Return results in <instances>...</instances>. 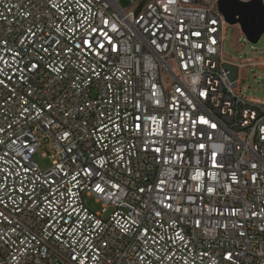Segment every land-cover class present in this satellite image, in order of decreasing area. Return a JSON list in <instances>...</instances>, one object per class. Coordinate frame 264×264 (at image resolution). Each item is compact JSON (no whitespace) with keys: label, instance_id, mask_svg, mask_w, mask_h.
I'll return each instance as SVG.
<instances>
[{"label":"built area","instance_id":"2783aa9c","mask_svg":"<svg viewBox=\"0 0 264 264\" xmlns=\"http://www.w3.org/2000/svg\"><path fill=\"white\" fill-rule=\"evenodd\" d=\"M216 1L0 0V264H264V102Z\"/></svg>","mask_w":264,"mask_h":264},{"label":"rangeland","instance_id":"374dc122","mask_svg":"<svg viewBox=\"0 0 264 264\" xmlns=\"http://www.w3.org/2000/svg\"><path fill=\"white\" fill-rule=\"evenodd\" d=\"M144 0H132L133 8L141 4ZM201 4H208V0H196ZM223 52L228 61V66L231 71L236 69L237 80L239 87L245 97L249 100L264 102V64H256V66H248L236 68L233 64L235 61L242 62H260L264 61V34L256 44L248 43L242 36L239 26H227L225 30V41ZM49 150L38 148L33 159L41 170H47L51 166ZM46 153V155H44ZM87 205L96 210L97 206L93 199L86 200Z\"/></svg>","mask_w":264,"mask_h":264},{"label":"water","instance_id":"95a60500","mask_svg":"<svg viewBox=\"0 0 264 264\" xmlns=\"http://www.w3.org/2000/svg\"><path fill=\"white\" fill-rule=\"evenodd\" d=\"M127 8L131 0H118ZM217 11L228 26H239L248 43L256 44L264 34V0H217Z\"/></svg>","mask_w":264,"mask_h":264},{"label":"snow or ice","instance_id":"6c2138e0","mask_svg":"<svg viewBox=\"0 0 264 264\" xmlns=\"http://www.w3.org/2000/svg\"><path fill=\"white\" fill-rule=\"evenodd\" d=\"M196 35H199V33H196ZM100 47L103 48L104 45H103V44H100ZM201 122H202V123H205V124L208 123V121H207V120H204L203 118H201ZM211 126H212L213 128L216 127L215 124H213V125H211ZM203 147H204V145H201V148H203Z\"/></svg>","mask_w":264,"mask_h":264},{"label":"crops","instance_id":"0c3cea01","mask_svg":"<svg viewBox=\"0 0 264 264\" xmlns=\"http://www.w3.org/2000/svg\"><path fill=\"white\" fill-rule=\"evenodd\" d=\"M256 64H257V65L260 64V65L262 66V65L264 64V61L256 62ZM232 74H233L234 78L237 79L236 69H235L234 71H232Z\"/></svg>","mask_w":264,"mask_h":264}]
</instances>
